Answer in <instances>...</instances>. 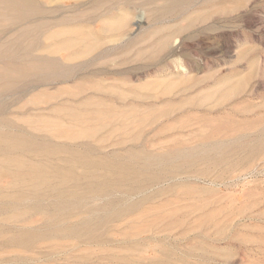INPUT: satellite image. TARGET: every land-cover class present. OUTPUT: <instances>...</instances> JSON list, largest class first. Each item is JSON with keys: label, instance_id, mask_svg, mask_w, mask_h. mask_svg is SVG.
I'll return each instance as SVG.
<instances>
[{"label": "rangeland", "instance_id": "rangeland-1", "mask_svg": "<svg viewBox=\"0 0 264 264\" xmlns=\"http://www.w3.org/2000/svg\"><path fill=\"white\" fill-rule=\"evenodd\" d=\"M0 264H264V0H0Z\"/></svg>", "mask_w": 264, "mask_h": 264}, {"label": "bare ground", "instance_id": "bare-ground-1", "mask_svg": "<svg viewBox=\"0 0 264 264\" xmlns=\"http://www.w3.org/2000/svg\"><path fill=\"white\" fill-rule=\"evenodd\" d=\"M154 123H156V122H154ZM149 125H150V126H149ZM149 125H148V126L151 127V124H149ZM149 129H150V128H149ZM151 130H152V129H151ZM147 143H148V142H147ZM151 147H152V145H151ZM152 148H153V147H152ZM145 149H146V148H145ZM167 150H168V149H167ZM168 151H169V150H168ZM172 151H173V150H172ZM147 154H148V153H147ZM153 154H154V153H153ZM149 155H152V154H149ZM168 155H170V154H168ZM138 156H140V155H138ZM176 156H177V155H176ZM179 156H180V155H179ZM167 157H168V156H166V158H167ZM177 157H178V156H177ZM177 157H176V158H177ZM180 157H181V156H180ZM180 157H178L177 159H179ZM151 159H152V158H151ZM174 159H175V158H174ZM174 159H173V160H174ZM170 160H172V159H170ZM144 161H146V160H144ZM147 161H148V160H147ZM168 161H169V160H168ZM153 162H154V161H153ZM170 162H173V161H170ZM170 164H172V163H170ZM149 165H150V164H149ZM167 165H169V164H167ZM167 165H166V166H167ZM158 166H159V165H158ZM28 167H30V166H28ZM151 167H153V166H151ZM153 168H154V167H153ZM164 168H165V167H164ZM176 168H177V167H176ZM134 169H135V168H134ZM143 169H144V168H143ZM148 169H149V167H148ZM174 169H175V168H174ZM45 170H46V169H45ZM136 171H137V170H136ZM138 171H139V170H138ZM110 172H111V171H110ZM166 172H167V171H166ZM177 172H178V171H177ZM161 173H162V172H161ZM121 174H122V173H121ZM126 174H127V173H126ZM135 174H136V173H135ZM184 175H185V174H183V176H184ZM186 175H187V174H186ZM120 177H121V176H120ZM123 177H124V176H123ZM123 177H122V178H123ZM174 177H175V176H174ZM187 177H188V176H187ZM168 178H169V177H168ZM176 178H177V177H176ZM176 178H175V179H176ZM190 178H192V177H190ZM155 179H156V178H155ZM179 179H180V178H179ZM145 180H146V179H145ZM145 180H144V181H145ZM139 181H141V180H139ZM162 181H163V180H162ZM169 181H170V180H169ZM172 181H173V179H172ZM137 182H138V181H137ZM167 182H168V181H167ZM148 183H149V182H148ZM164 183H165V182H164ZM164 183H163V184H164ZM176 183H177V182H176ZM155 186H156V185H155ZM175 186H177V185H175ZM179 186H180V185H179ZM168 188H169V187H168ZM177 188L181 189L182 187H177ZM177 188H174V189L177 190ZM125 189H126V188H125ZM147 189H148V188H147ZM179 189H178V191H179ZM164 190H165V188H164ZM167 190H168V189H167ZM142 191H143V190H142ZM147 191H148V190H147ZM161 191H162V190H161ZM165 191H166V190H165ZM168 191H169V190H168ZM99 192H100V191H99ZM173 192H174V190H173ZM149 193H150V192H149ZM164 193H165V192H164ZM168 193H169V192H168ZM168 193H167V194H168ZM175 193H177V192H175ZM136 194H137V193H136ZM136 194H135V195H136ZM139 194H140V193H139ZM170 194H172V192H170ZM172 195H173V194H172ZM174 195H175V194H174ZM177 195H178V193H177ZM177 195H176V197H177ZM133 196H134V195H133ZM178 199H179V198H178ZM174 209L176 210L177 208H173V210H174ZM166 216H167V215H166ZM170 216H172V215L170 214ZM162 217H163V216H162ZM162 220H165V219H162ZM159 221H160L159 223H161V217H160V220H159ZM26 223H27V222H26ZM46 223H47V222H46ZM155 223H156V222H155ZM162 223H163V222H162ZM158 225H159V224H158ZM160 225H161V224H160ZM169 225H170V224H169ZM153 226H155V225H153ZM161 227H162V226H161ZM153 228H154V227H153ZM162 228H164V227H162ZM169 231H170V230H169ZM21 232H22V231H21ZM167 232H168V231H167ZM22 233H23V232H22ZM28 233H29V232H28ZM28 233H27V235H29ZM168 233H170V232H168ZM157 234H158V233H157ZM14 236H15V235H14ZM51 236H52V235H51ZM58 237H59V236H58ZM58 237H57V238H58ZM15 238H16V237H15ZM17 238H18V237H17ZM7 239H8V238H7ZM12 239H14V238H12ZM22 239H24V238H22ZM22 239H21V241H22ZM17 240H18V239H17ZM25 241H26V239H25ZM8 242H10V241L8 240ZM15 242H16V241H15ZM29 242H30V240H29ZM31 242H32V241H31ZM10 243L12 244V242H10ZM10 243H8V244H10ZM33 243H34V242H33ZM15 244H16V243H15ZM31 244H32V243H31ZM34 244H35V243H34ZM16 245H17V244H16ZM28 245H29V244H28ZM28 245H27V246H28ZM56 247L59 248V246H56ZM60 247H61V246H60ZM58 248H57L56 250H58ZM54 249H55V248H54ZM59 249H61V248H59ZM65 251H66V250H65ZM60 253H61V252H60ZM12 261H13V260H12ZM32 262H33V261H32Z\"/></svg>", "mask_w": 264, "mask_h": 264}]
</instances>
